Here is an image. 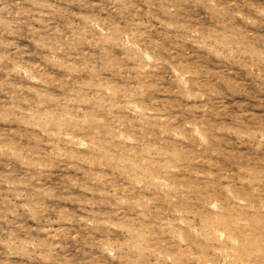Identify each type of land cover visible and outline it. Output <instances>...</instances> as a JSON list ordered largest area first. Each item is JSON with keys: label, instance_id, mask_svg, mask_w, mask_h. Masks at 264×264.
<instances>
[{"label": "rangeland", "instance_id": "obj_1", "mask_svg": "<svg viewBox=\"0 0 264 264\" xmlns=\"http://www.w3.org/2000/svg\"><path fill=\"white\" fill-rule=\"evenodd\" d=\"M0 264H264V0H0Z\"/></svg>", "mask_w": 264, "mask_h": 264}]
</instances>
